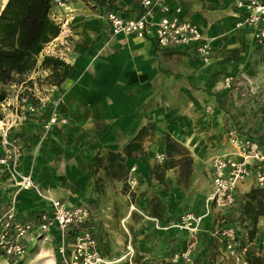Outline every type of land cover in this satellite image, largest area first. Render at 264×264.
<instances>
[{
  "label": "crops",
  "instance_id": "obj_1",
  "mask_svg": "<svg viewBox=\"0 0 264 264\" xmlns=\"http://www.w3.org/2000/svg\"><path fill=\"white\" fill-rule=\"evenodd\" d=\"M64 1V7L53 3L50 13L57 23L68 16L72 46L67 59L63 60L70 66L68 74L59 83L52 82V67L40 65L43 59L41 51L34 70L15 75L13 81L3 85L7 90L14 82L27 81L31 84L32 81L27 79L32 76H35L36 81L55 85L54 94L58 92L63 97L60 114L67 118L66 124L54 125L47 132L43 130L42 119L34 116L12 129L11 136L16 137L20 147L19 158L22 156L19 170L24 174L29 173L34 181L42 182L41 156L32 165L29 153L34 136L38 133L46 134L45 139H50L52 143L49 142L43 150L48 149L49 156L52 155L54 159L73 156L76 163L70 165L71 171L78 175L76 179L85 180L89 190L87 203L78 202V196L57 190L53 192L55 198L70 206L84 205L90 208L91 217L86 228L92 232L104 256L113 259L114 254L131 252L136 255L135 264H150L151 249L154 248L150 243L155 240H147L151 238L150 234L153 238L155 235V239L158 236L153 231L154 219L159 222V218L180 213L186 206H189L186 211L199 213L203 206L200 204L199 212L194 211V202H200L202 195L208 196L211 191L210 162L203 168L207 194L197 189L193 191L196 179L202 172L197 155L205 152L195 141L197 130L192 119V112L196 108L194 101L198 99L197 92H206L214 98L215 103V97L220 95L219 100L223 103L221 109L216 107L218 114L211 122V127L218 126L220 121L223 124L225 122L223 137L220 147L209 159L215 154L233 150L226 139L229 127H236L242 133L252 136L264 149V44H256L253 29L243 23V12L235 7L234 0H176L182 7V15L200 28L204 38L212 41L214 47L208 62L202 61L190 47L160 48L152 38L138 39L123 35L111 37L106 12L115 10L135 16L140 12L139 0H112L114 8H100L85 0ZM5 2L0 0V8ZM173 54H180L194 63L193 68L186 66L184 71H180L185 73L184 78L169 68H162V58ZM39 72L47 73L48 76L42 78L37 75ZM242 74L250 79V84L242 79ZM225 75H233L237 82L231 89H221L219 94H213L218 80ZM162 95L163 98L185 96V117H174L182 126L181 129L173 127L160 132L157 124L162 118L168 119L173 114L169 113L171 103H166L164 99L162 104ZM206 99L208 102L209 99ZM143 127L145 129L138 140L140 149L126 156L124 146ZM205 127L203 125L201 128ZM166 134L180 143L187 153L185 157L173 155L172 160L181 158L182 162L175 161L167 167L163 181L159 182L151 174L152 166L158 161L151 159L150 151L157 149L164 153ZM109 151L120 153L124 158L125 173L121 179L112 176L116 174L115 168L104 167ZM96 154L104 160L93 175L91 161ZM169 160L167 157V163ZM131 166L136 167L135 174L142 183L129 193L127 178ZM13 173L16 176L19 171L11 172L0 165V204L6 196V203L10 201L8 191L12 188L6 183ZM14 178L15 183L20 184V180ZM252 186L253 179L248 177L239 185L238 194L247 192ZM115 192L123 196V201L119 200L120 208ZM187 192H190L188 197L185 195ZM180 193H184L185 198L180 197ZM15 203L16 207L8 205H13L18 216L24 219H32L38 212L50 209L49 202H39L33 191L21 187H18ZM6 207L0 208V213ZM205 221L210 224V236L217 240V249L221 251L219 239L214 234L217 227L215 214L209 215V220ZM112 224H116V227H112ZM263 238L264 215L259 217L256 236L250 242L258 254H264L260 246ZM44 243L53 246L55 251L53 237L50 241L33 244L31 249ZM1 257L3 264L12 263V260ZM51 259L53 264H57L55 258Z\"/></svg>",
  "mask_w": 264,
  "mask_h": 264
},
{
  "label": "built area",
  "instance_id": "obj_2",
  "mask_svg": "<svg viewBox=\"0 0 264 264\" xmlns=\"http://www.w3.org/2000/svg\"><path fill=\"white\" fill-rule=\"evenodd\" d=\"M53 3L65 6L64 0H53ZM139 4L140 12L135 16L115 10L106 12L111 37L152 38L160 48L190 47L204 62L210 60L214 47L212 41L204 38L200 28L182 15V7L176 0H139ZM234 5L243 12V23L253 29L256 44H264V0H234ZM58 24V35L44 45L41 54L43 57L51 55L66 60L72 46L68 16ZM37 75L42 78L48 76L44 72ZM241 77L250 84L247 76L242 74ZM27 80L32 83H11L5 99L0 102V165L5 167L15 166L21 153L16 137L11 136L13 128L31 116L42 119L45 132L54 125L67 123V118L59 111L63 97L61 93L54 94L55 85L36 81L35 76ZM236 82L233 75H225L222 87L231 89ZM226 139L233 150L215 154L210 159L211 191L207 197L206 214L214 213L217 218L214 234L219 239L221 255L235 264H244L246 247H241L236 227L227 224L223 214L236 204L240 196L238 187L248 177H252L254 186L264 189V149L255 138L236 127L227 129ZM164 159L163 152L156 154V161L163 162ZM135 172L136 167L131 166L127 178L131 189L137 183ZM14 175L11 174V177L15 181L14 177L20 180V184L16 185L25 190H36L30 175ZM36 192L40 194L38 190ZM49 201L50 209L38 212L32 219L19 217L13 205H8L0 213L1 256L14 261L22 259L33 244L50 241L53 237L57 264L119 263V259H109L100 252L95 237L86 228L91 217L89 207L70 206L57 198H49ZM205 215L186 211L181 215L182 225L195 230ZM154 221L158 224L157 219ZM260 246L264 249V238ZM169 259L174 263L189 264L192 262L191 249L174 251Z\"/></svg>",
  "mask_w": 264,
  "mask_h": 264
},
{
  "label": "rangeland",
  "instance_id": "obj_3",
  "mask_svg": "<svg viewBox=\"0 0 264 264\" xmlns=\"http://www.w3.org/2000/svg\"><path fill=\"white\" fill-rule=\"evenodd\" d=\"M186 66H192L193 68L194 63L191 60L189 61L185 57L180 56V54H173L169 55L168 58H162V68H169L171 72L179 74L183 78L185 77V73H182L180 71H184ZM182 77H179V79L184 82ZM222 79L223 77L218 80L219 83H217L216 87H214V91L211 90L213 94H219L218 92L221 89H225L222 87ZM197 95L198 99L194 101V104H196V108L194 107L195 110H193L192 112L193 123L194 125H196L197 130L195 141L205 152L197 155V160H199L201 164L202 172H200L201 176L196 179L193 191L197 189L196 191L207 194L205 192L206 176L203 168H205L209 164V157L215 152V150L220 147V143L223 137L222 129L225 127V122L223 124V121H220L218 122V126L211 127V122H213L214 117L218 114L216 107H218V109H221V107L223 106V103L219 100L221 98L220 95H217L215 97L216 103L214 102V98L206 92L201 93V91H198ZM206 98L209 99V103L207 102ZM164 99L166 103H171L172 108L170 109L169 113L173 114L172 117H169L168 119L162 118L157 124L160 132H164L173 127H180L181 129L182 126L179 125L178 120H174V117L177 116L176 119H178V117H185L184 110L187 108L185 103V96H164L163 98L162 95V104ZM212 99L213 102H210ZM170 122L171 124H169ZM203 125H205L206 127L201 128ZM38 134L41 135L39 136ZM38 134L34 136V143H32V146L30 148L31 151L29 154L32 165L40 156L42 160L41 166L43 174H41V176L43 180L41 183L33 180L36 186V190H31L35 193L39 202H50L49 198H55L53 192L56 190V192L59 191L64 194L73 195L74 197L78 196V202H89V197L87 195L89 190L85 180L76 179L78 175L72 172L70 168V165L72 163H76V159H74L73 156L70 158L60 157L59 159H54L52 155L49 156L50 153L48 149L43 150V148H46L44 146H46L49 142L52 143V141L50 139H45L46 134ZM178 135L182 136L181 134ZM154 150L155 151H150L152 153L151 159L156 161V154L160 153V150ZM21 158L17 160L15 166H9L5 168L10 170L11 172L18 170L19 173L24 174L19 170V162L22 160ZM135 176L137 183L133 189H131V187L129 186V193L135 191L142 183L139 176L137 174H135ZM6 184H8L10 188H12L10 191H8V193H10V201H8L9 203H6L8 200V197L6 196V199L3 200V202H1L0 204V208L6 207L8 204H13L16 207L15 196L18 192L19 186L16 185L15 180L11 177V175H9V180ZM37 190L40 194L36 192ZM115 193V196L119 198L116 200V202L118 204V207L120 208L119 200H121L122 202L123 196L118 194L117 192ZM189 193L190 192H187L185 194L186 197L189 196ZM179 195L180 197L185 198L184 193H180ZM202 197L203 198L202 200H200V202H194V207L192 210L199 212L198 208L200 204H202L203 210L199 213L205 215L207 212L206 205L208 196L202 195ZM188 209L189 206H186L185 208H182V211L180 213L167 217L164 216L161 219L159 218V222L157 221L158 224H156V222H153V231H155L158 236L155 239V235L153 238L150 234L151 238H148L147 240L152 242H154L153 240H155L154 243H150L151 246L154 245L153 250L151 249L150 264L159 261L162 257L170 256L169 254L173 253L175 250L181 251L187 248L191 249V257L193 258L192 262L189 264H225L227 261H231L230 259L221 255L220 251L217 249V240L213 239V237L210 236V224L205 221L209 220V214H206L204 216L195 230H190L189 228H185L182 225L181 215ZM115 210L117 209L115 208ZM137 212L140 213L141 216H144L141 212H139V210H137ZM204 221L206 223L203 224ZM112 227L115 228L116 224H112ZM241 231L245 235L246 230L243 226H241ZM124 234H126L125 231ZM242 238L245 240V236H243ZM112 257L113 259H119V262H121L120 264H135L136 255H133L130 252L121 255L114 254L112 255ZM51 258L56 259V253L53 250V246L44 243L42 245L38 244L34 248L30 249L28 254L19 260H21L20 264H27L29 262H31L30 264H48L50 262H53V259ZM0 260H3L1 255ZM19 260H16V263ZM0 264L3 263L0 261Z\"/></svg>",
  "mask_w": 264,
  "mask_h": 264
},
{
  "label": "trees",
  "instance_id": "obj_4",
  "mask_svg": "<svg viewBox=\"0 0 264 264\" xmlns=\"http://www.w3.org/2000/svg\"><path fill=\"white\" fill-rule=\"evenodd\" d=\"M85 1L100 8L103 6L114 8L112 0ZM52 4L53 0H6L2 4L0 8V102L7 95L3 85L13 81L15 75H22L33 70L37 65V57L44 45L58 35L60 26L51 18L50 9ZM40 65L52 67L50 80L54 83H59L70 69V66L63 60L51 55L44 56ZM143 129L145 128H141L135 138L124 146L126 156H130L134 151L140 149L138 140ZM164 140L166 158L161 163L156 162L151 168V174L156 176L159 182L163 181L164 170L167 167L175 161L182 162L183 159L181 158L172 160L173 155L179 154L183 157L187 153L186 149L173 140L169 134L164 136ZM167 157L170 159L168 163L166 161ZM106 159L105 169L115 168L116 174H112V176L121 179L125 173L123 156L120 153L109 151ZM103 160V157L99 154L92 157L93 175L103 165ZM97 181L98 178L96 177V183ZM263 215L264 189L256 186H252L247 192L240 194L236 204L223 214L224 221L236 227L241 247H246L244 264H264V254H258L257 250L250 244L257 233L258 219ZM241 226L246 230L245 235L241 231ZM243 236H245V240L242 238ZM171 254L169 255L171 256ZM170 256L162 257L156 264H183L171 262ZM11 262L12 264H20L21 260L17 263L16 260ZM225 264L235 263L227 261Z\"/></svg>",
  "mask_w": 264,
  "mask_h": 264
},
{
  "label": "bare ground",
  "instance_id": "obj_5",
  "mask_svg": "<svg viewBox=\"0 0 264 264\" xmlns=\"http://www.w3.org/2000/svg\"><path fill=\"white\" fill-rule=\"evenodd\" d=\"M22 188V187H21ZM23 189V188H22ZM25 190V189H24ZM48 264H53L52 262L48 263Z\"/></svg>",
  "mask_w": 264,
  "mask_h": 264
},
{
  "label": "water",
  "instance_id": "obj_6",
  "mask_svg": "<svg viewBox=\"0 0 264 264\" xmlns=\"http://www.w3.org/2000/svg\"><path fill=\"white\" fill-rule=\"evenodd\" d=\"M2 6V5H1Z\"/></svg>",
  "mask_w": 264,
  "mask_h": 264
}]
</instances>
